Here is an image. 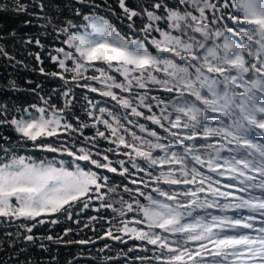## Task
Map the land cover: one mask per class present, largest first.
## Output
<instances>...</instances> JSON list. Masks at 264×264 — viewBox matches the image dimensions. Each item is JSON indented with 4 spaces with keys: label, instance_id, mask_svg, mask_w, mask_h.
I'll return each instance as SVG.
<instances>
[{
    "label": "snow or ice",
    "instance_id": "1",
    "mask_svg": "<svg viewBox=\"0 0 264 264\" xmlns=\"http://www.w3.org/2000/svg\"><path fill=\"white\" fill-rule=\"evenodd\" d=\"M116 2L121 12L110 7L109 11L128 22L126 34L97 14L101 5L94 0H76L81 7L74 8V16L82 23L66 19L62 26L50 13V7H55L51 0H31L30 4L13 0L15 12L45 21L41 27H51L57 35L65 36L62 42L71 51L58 47L57 55L51 56L61 71L50 75L67 86L62 91L64 106L45 100L47 107L37 108L38 116L24 108L18 111L28 113L27 118L14 115L9 120L8 106L0 104V125H11L34 149L72 159L67 163L60 160L57 166L55 156L39 161L20 156L7 146L8 138L0 137L4 141L0 143L4 153L0 157V218L21 222L18 227L25 229L23 236L19 231L6 235L15 237L13 243L21 238L29 243L38 239L59 243L60 237H36L33 229L38 224H57L59 220L53 218L57 215L73 220L74 215L92 207L93 201H99L97 212L111 209L121 218L138 212L132 221L113 217L105 236L116 241L127 236L152 246L144 249L151 251V256L135 257L139 264H264V0H147L138 8L129 7L127 0ZM85 7L91 10L85 12ZM7 8L0 4V11ZM138 17L141 27L136 25ZM24 23L30 25L32 20ZM9 35L15 37L16 33ZM25 44L42 46L39 38L32 37ZM0 56L14 59L3 46ZM35 59L41 60L39 53ZM89 69L93 74L85 75ZM73 85L110 97L126 116L143 117L173 138L165 143L157 131L144 124H137L139 131L154 140L138 136L125 127L119 115L102 107L98 108L100 115L87 112L110 133L98 130L96 137L132 150L123 155L129 157L133 169L145 172L155 182L151 192L156 195L138 187H149L148 181L131 179L137 187H124L131 202L123 197L113 200L117 187L93 170L116 173L109 156L103 155L106 162H102L94 158L101 155L99 151L94 154L89 148H77L75 142L69 146L72 135L87 127L79 116L70 114L75 105ZM10 86L15 88L14 83ZM153 90H162L171 99L150 96ZM85 99L92 108L98 107ZM121 129L136 143H129ZM212 138L217 139L209 143ZM157 150L163 154L154 155ZM80 162L93 167H82ZM120 164L123 170L119 174L125 176L129 169L124 161ZM164 165L172 167L153 174V169ZM161 185H167V190ZM137 194L147 203L136 199ZM70 231L66 229L64 235ZM133 251L128 249V253Z\"/></svg>",
    "mask_w": 264,
    "mask_h": 264
},
{
    "label": "trees",
    "instance_id": "2",
    "mask_svg": "<svg viewBox=\"0 0 264 264\" xmlns=\"http://www.w3.org/2000/svg\"><path fill=\"white\" fill-rule=\"evenodd\" d=\"M24 3H31V0H23ZM96 4L101 5L99 9H96L98 15L105 16L110 22L121 31L122 34L128 33L127 21L117 19L116 15L112 11H109V7L113 9L116 13H120L121 10L118 8L116 0H94ZM147 0H127L129 7L138 8L141 4L146 3ZM169 3H175V0H169ZM0 4H7L8 8L5 11H0V46H3L5 50L14 59L8 60L7 58L0 56V104H6L9 108L8 119L10 120L12 116H24L28 117V113H23L24 108L30 109V114L32 116H38L37 108L47 107L44 103L45 100H49L51 104H55L59 107L64 106L65 98L62 95V91L67 87L64 81L60 80L58 77L50 75L52 72H60L58 64L51 60V56L57 55L55 49L58 47H63L66 51H71L68 49L67 45L62 41L66 38L65 36L57 35L53 32L51 27L47 30L41 27L45 23L43 20H36L34 17H30L26 13H17L13 10V0H0ZM51 4L55 7H50V13L55 17L60 25L66 19H73L74 23L80 24L82 20L74 16V8L81 7L76 3V0H51ZM91 9L88 7L83 8V11L88 12ZM32 20L30 25H25L24 21ZM137 27H141V18H136ZM162 26L163 25L162 23ZM12 31H15V37L9 35ZM83 31V29H81ZM141 35H143L141 33ZM158 37V33H154ZM29 37L39 38L41 40L42 46H37L35 44H25V40ZM151 49V45H149ZM153 52L154 49H151ZM39 53L41 60L37 61L35 59L36 54ZM62 58V57H61ZM69 66L70 65V62ZM43 68L45 71L42 73L40 69ZM93 69H89V72L85 75H92ZM99 75V73H95ZM69 78L70 73L66 74ZM122 79V78H120ZM14 83L15 88L10 85ZM80 83H83L81 81ZM93 87L102 89L103 85L95 81H88ZM39 85V87H37ZM72 87V95L75 98V105L71 110L70 114L80 117V123L86 124L87 127L81 129V132L74 133L69 140V146L75 142V146L86 147L92 150L95 154L97 151L101 153L99 157L94 155V158H99L103 161V155H108L112 162V166L117 168L116 173L108 172L106 169H95L93 166L87 162H80L81 166L87 165L88 167H93L94 171H97L101 175H105L109 178V182L117 187V194L113 195V200H119L123 197L124 200L131 202V196L128 192L124 191L125 185L130 188H136V185L131 184V179H143L148 181L149 187H145L144 184H139L140 190L144 191L146 194L151 193L152 187H155V182L151 181L145 172L133 169L131 163L129 162V157L123 155L124 152L131 153V149H125L123 146L117 147L116 144L111 143L109 140H105L96 137L97 131H104L106 135H110L109 131L106 129L105 125L95 121L94 117H89L87 112L91 111L96 115H100L98 108L102 107L109 111L114 112L119 115L122 119L121 122L129 129L130 132H135L138 136L144 137L145 139H153L149 137L147 132H140L137 124H144L149 130L157 131L158 134L163 137V142L169 143L173 141V138L168 134L164 133L162 129L157 125H153L151 121L145 120L143 117L126 116L125 110L121 108L115 101H112L110 97H103L99 92H89L86 88H77L74 85ZM35 89V91H33ZM119 93V89H115ZM142 91V90H137ZM122 95L127 96V93ZM150 96H159L165 101L171 99V95L164 93L162 90H153L149 93ZM174 95V93L172 94ZM43 97V99H41ZM85 97H88L94 104H98L97 108H92L88 105ZM31 105H36V108H31ZM147 111L145 109H141ZM154 111L159 114V109L154 107ZM49 114H51V109H49ZM105 119H109L106 115ZM131 121V123H129ZM72 122L74 124L77 121L73 118ZM213 127L216 125L213 124ZM121 135H124L129 143H136L132 140L130 134L125 133L123 129L120 131ZM0 137L8 138V145L12 150L20 156H32L35 160H52V157H56L57 166H59V161L64 160L66 163L71 161V157L61 154L45 153L38 149L32 147V142H25L22 140L20 135L15 132L11 125H0ZM96 137L94 141L90 138ZM88 138V139H86ZM217 138H212L209 143H212ZM0 140V143H3ZM155 142V141H154ZM188 143V142H186ZM203 143V141H201ZM95 144V147H93ZM160 153L157 150L154 155ZM227 155V153H224ZM0 157H4V153L0 152ZM120 161H124V165L129 169V173L125 176H121L119 173L122 171V166ZM142 167L147 168V165L143 163L142 160H138ZM171 165H164L163 168L153 169L154 175H159L160 171H166ZM196 167H200L196 165ZM207 172V168L203 169ZM134 174V175H132ZM218 179L224 180V177H216ZM166 190L167 185H161ZM185 186H173V188L183 189ZM221 190L223 189L221 185ZM240 193H237L239 195ZM139 199L141 203H147L142 196L138 194L135 196ZM181 199H183L181 197ZM99 201H93L92 207L80 212L79 215H74L73 220H68L64 215H57L59 220L57 224H44L37 225L33 229V235L36 237H46L52 235L53 237H60L59 243L49 241L47 239H38L35 243H29L24 241L22 238L16 240L13 243L15 237L9 238L6 234L13 233L17 231L20 232L21 236L25 233V229L19 228L18 224L21 222L8 221L5 218H0V264H139V261L135 259L137 256L149 255L153 253L151 251H144L145 248L151 249L152 246L144 245L143 242L134 241L129 239L127 236H122L120 241L112 240L105 236V233L111 227V220L116 217L111 209L101 208L99 212L96 209L99 207ZM115 207L119 208L120 204L116 203ZM135 208V205H133ZM215 211V210H212ZM195 215V213H194ZM96 217L92 220L91 217ZM138 216V212L127 213L125 217H116L117 220L127 219L132 221ZM47 219V218H45ZM75 221H79L78 223ZM23 223H30L27 221H22ZM87 225V227H85ZM130 226H135L131 224ZM66 229H71L67 236L64 235ZM114 234L122 235L114 230ZM101 237H103L101 239ZM88 240L91 243L81 245L76 243V241ZM44 247H40V245ZM107 245V247H105ZM139 246V247H136ZM129 248H134V251L128 253ZM127 253V256H125ZM112 258V259H109Z\"/></svg>",
    "mask_w": 264,
    "mask_h": 264
}]
</instances>
